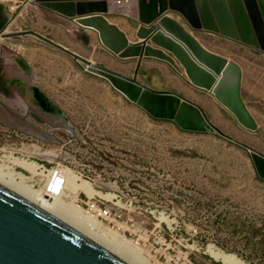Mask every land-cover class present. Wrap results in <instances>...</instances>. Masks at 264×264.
Listing matches in <instances>:
<instances>
[{
  "label": "rangeland",
  "instance_id": "374dc122",
  "mask_svg": "<svg viewBox=\"0 0 264 264\" xmlns=\"http://www.w3.org/2000/svg\"><path fill=\"white\" fill-rule=\"evenodd\" d=\"M2 2L9 22L0 35V45L7 50V59L0 66V99L22 113L33 107L43 119L33 92L28 91L40 83L32 80L17 59L30 61L35 48L42 46L35 31L51 37L53 23L37 17L38 9L32 5ZM13 5L16 8L11 10ZM85 19L78 17L75 22L81 24ZM248 19L250 37L257 39L250 15ZM205 32L212 38L208 41L213 49L241 67L242 96L257 123L256 130L245 127L216 98L220 105L206 98L200 100L202 106L196 104L224 135L180 131L172 123L152 121L146 111L123 109L106 87L89 81L51 80L46 91L66 109L72 133L54 131L57 142H41L0 119V164H8L6 155L13 153L47 170L72 173L89 182L95 189L90 197L104 201L112 211L110 221L100 222L105 233L92 229L90 223L95 221L78 208H86L88 194L67 185L60 200L81 210L89 228L99 236L135 254L144 264H229L215 259L210 248L234 254L246 264H264V182L257 177L245 147L264 154V53ZM90 63L85 65L87 72ZM162 71L165 78L167 72ZM19 80L21 84H14ZM4 85L14 89L24 103L10 102L3 95ZM24 88L27 93L23 95ZM96 98L98 106L119 108V113L92 118L87 126L83 110ZM14 172L28 176L21 168ZM46 182V176H38L32 184L41 188Z\"/></svg>",
  "mask_w": 264,
  "mask_h": 264
},
{
  "label": "water",
  "instance_id": "95a60500",
  "mask_svg": "<svg viewBox=\"0 0 264 264\" xmlns=\"http://www.w3.org/2000/svg\"><path fill=\"white\" fill-rule=\"evenodd\" d=\"M73 1L80 2L74 4ZM35 3L67 18L96 15L80 23L97 29L104 45L121 58L139 57V66L133 77L92 63L88 72L108 80L128 101L151 117L171 121L184 131L224 135L195 102L178 93L156 90L141 83L137 74L144 57L164 60L179 73L183 71L181 65L193 85L214 96L245 127L258 128L243 100L241 67L209 51L183 24L163 14L169 8L180 14L193 31L213 32L264 53V0H139V20L147 25L140 36L145 40L141 44L130 45L124 38L120 42L113 41L112 33L121 32L104 16L109 13L106 0H35ZM248 15L256 28L257 39L250 37L252 29ZM155 20L157 24H151ZM8 22L6 5L0 0V35H4ZM149 41L157 44L159 49L151 48ZM17 62L26 72L30 71L25 59L18 58ZM15 83L21 84V81ZM29 90L43 113L49 117H60V125L72 133V126L60 108L38 87L33 85ZM29 118L40 123L45 121L34 108L18 114L0 99L1 121L27 135L43 140L49 138L33 127ZM245 147L250 152L257 177L264 182V154ZM35 203L0 184V264H126Z\"/></svg>",
  "mask_w": 264,
  "mask_h": 264
},
{
  "label": "crops",
  "instance_id": "0c3cea01",
  "mask_svg": "<svg viewBox=\"0 0 264 264\" xmlns=\"http://www.w3.org/2000/svg\"><path fill=\"white\" fill-rule=\"evenodd\" d=\"M106 1L109 8V13L106 14L108 18L107 20L111 24L115 25L121 32V34L118 32L112 33L113 41L115 42L117 40V42H120L124 38L127 40L129 45L141 44L145 39L140 36V32L147 25L145 26L139 20V0ZM78 2L80 1H73L74 4H77ZM19 3L21 5L28 4V7L31 5L33 7H36L38 9L35 13L37 17L40 18L41 15V18H46L53 23L50 33L51 37L35 31L36 38L41 41L42 44L40 43V45L42 46L37 48V50L35 48V51H33V54L31 56V60H26V62L29 67V72L31 73L32 80H34V82L36 83H40V85L37 87L41 88L40 90L46 93V97L60 108L64 117L68 118L66 109L61 105L59 101L53 99V97L46 91L48 83L51 82V80H55L57 82L64 81L65 83L67 82V79L70 78H74L75 81L81 82L89 81L90 83L99 85L103 88L106 87L107 90L111 92L113 96H115L116 100L124 105V107H122L123 109L129 111L138 109L144 112V110H142L139 106L128 101L126 97L119 91H117L114 87H112V85L106 79L86 71V63L92 62L127 77H133L136 74V70L139 66L140 60L139 57L121 58L118 53H113L107 48V46L105 47L104 43L102 42L100 32L97 29L75 22V19L78 17L90 18V16L93 17V15H77L76 18H67L54 11L39 6V4L35 3V0H27L25 2L19 1ZM35 4H37L38 6H35ZM163 16L170 17L187 27V25H185V22H183V20L181 19V16H179V14L171 9L165 11ZM157 20H155L151 24H157ZM192 34L209 51L228 58L226 55L213 49L209 45L208 40L212 38H209V34L207 32L192 31ZM148 43L151 48L159 49L158 45L154 42L149 41ZM127 45L124 48H121V50L123 51L127 47ZM236 45L243 49H248L250 51L256 52L254 49L247 48L245 46H242L241 44ZM179 66L183 70L182 73L177 72V70L171 64L164 60L155 57H144L140 63L137 79L141 83H144L153 89L178 93L201 106L202 103L200 102V100L203 98L210 99L216 102V105L219 104L214 96L202 91L201 89L193 85L186 75L183 67L181 65ZM162 68L167 72L165 78L163 76L164 74H160V72L164 73L162 71ZM43 84H45V86ZM9 89L11 90L8 85H4L3 92H8ZM75 90L83 91L81 87H75ZM25 93H27V91L24 88L23 95ZM3 95L5 96L4 93ZM10 108L13 110L12 107ZM86 108H84L83 113L87 114V126L90 125L91 120H93L92 118H95V120H97V118H102L104 114L113 113L112 116H115V114L117 115L119 113V108L104 109V107L98 106L97 98L92 103L91 107L87 109ZM106 109H108V111L104 112V110ZM27 110H29V108ZM13 111L18 114H23L22 112L16 110ZM41 114L43 115V120H45L42 123L37 122L36 120L31 118H29L28 120L31 125H33V127L41 130L49 138L43 140L32 135H27L26 133H23L21 131L19 132L41 142H57L54 136V131L62 129L66 130L65 127L60 125L61 118L55 116L49 117V115L43 113V111ZM104 117H106V115ZM3 123L8 125L6 121H3Z\"/></svg>",
  "mask_w": 264,
  "mask_h": 264
},
{
  "label": "bare ground",
  "instance_id": "6f19581e",
  "mask_svg": "<svg viewBox=\"0 0 264 264\" xmlns=\"http://www.w3.org/2000/svg\"><path fill=\"white\" fill-rule=\"evenodd\" d=\"M14 29L15 28H11L10 30L14 31ZM0 49V66H2V64H4V60L7 59V50L4 46H0ZM14 91V89H9L8 92L4 91V94L6 97L9 96L11 101L17 105L24 103L21 102L22 100H19ZM6 157L8 164H0V184L2 186L31 203L37 202L35 203L36 206L75 229L124 263L144 264L138 259V257L135 256V254L126 251L125 248H122V246L99 236L98 233L89 228L81 210L60 200V196L67 185L81 189L89 196L95 194V189L89 182L72 173L63 175L61 171L58 170H47L42 168L37 162L15 156L13 153L6 155ZM16 168L23 169L26 171L28 176L15 173L14 170ZM38 176H46L47 182L44 187L34 188L32 183ZM209 250L211 252L210 254H212L215 259L223 263L246 264L234 254L211 248Z\"/></svg>",
  "mask_w": 264,
  "mask_h": 264
},
{
  "label": "built area",
  "instance_id": "2783aa9c",
  "mask_svg": "<svg viewBox=\"0 0 264 264\" xmlns=\"http://www.w3.org/2000/svg\"><path fill=\"white\" fill-rule=\"evenodd\" d=\"M10 8L11 10H14L16 6L13 5ZM88 197L90 200L86 203V208L81 207L79 205L78 208L81 209L88 218L93 219L95 221L94 223H90V227L92 229L94 230L97 229L98 231L104 233L106 231V228H104L100 222L110 221L112 217V211L104 201L95 199V196L94 197L88 196ZM103 199L106 201H112V200H108L105 197Z\"/></svg>",
  "mask_w": 264,
  "mask_h": 264
},
{
  "label": "trees",
  "instance_id": "16d2710c",
  "mask_svg": "<svg viewBox=\"0 0 264 264\" xmlns=\"http://www.w3.org/2000/svg\"><path fill=\"white\" fill-rule=\"evenodd\" d=\"M150 116V115H149ZM150 118H151V120L152 121H155V122H168V123H172V124H174L173 122H171V121H166V120H159V119H155V118H153V117H151L150 116ZM175 125V124H174ZM177 126V125H176ZM178 127V126H177ZM178 129L180 130V131H184V130H181L179 127H178Z\"/></svg>",
  "mask_w": 264,
  "mask_h": 264
}]
</instances>
